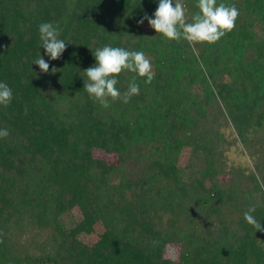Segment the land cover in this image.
I'll list each match as a JSON object with an SVG mask.
<instances>
[{"label": "trees", "instance_id": "16d2710c", "mask_svg": "<svg viewBox=\"0 0 264 264\" xmlns=\"http://www.w3.org/2000/svg\"><path fill=\"white\" fill-rule=\"evenodd\" d=\"M176 2L191 22L197 0ZM158 3L0 0V82L13 91L0 105V264H264V232L244 219L255 205L264 225V0H217L237 7L235 27L195 50L138 24ZM43 22L67 45L58 60L41 47ZM105 45L144 52L155 73L146 84L122 71L116 87L135 77L139 94L108 108L83 77ZM222 117L251 165L224 172Z\"/></svg>", "mask_w": 264, "mask_h": 264}, {"label": "clouds", "instance_id": "9594fccd", "mask_svg": "<svg viewBox=\"0 0 264 264\" xmlns=\"http://www.w3.org/2000/svg\"><path fill=\"white\" fill-rule=\"evenodd\" d=\"M196 7L199 11L193 15L191 22H187L185 9L181 3L176 0L175 3L173 0H159L153 16L146 14L138 24L142 25L147 20L156 33L162 34L169 40H186L194 50L196 43L214 44L235 27L239 15L235 5L218 4L217 0H197ZM38 31L41 47L46 50L49 58L60 59L67 45L65 40L60 38L58 27L50 22H43L38 25ZM93 54L95 64L83 70L84 89L94 102L104 108L110 106V100L128 103L132 96L139 94L140 86L135 77L123 93L116 87L117 77L122 71L136 73L139 77L145 78L146 84H150L154 79L152 64L142 51H129L122 47L105 45L95 49ZM33 63L38 65L43 73H49L50 65L42 55L35 58ZM56 71L57 68H51L52 73ZM12 99V89L7 83L0 82V105L7 107ZM9 135L8 129H0V138H7ZM255 211L256 206H250L244 213V219L256 231L264 232V225L252 215Z\"/></svg>", "mask_w": 264, "mask_h": 264}, {"label": "rangeland", "instance_id": "374dc122", "mask_svg": "<svg viewBox=\"0 0 264 264\" xmlns=\"http://www.w3.org/2000/svg\"><path fill=\"white\" fill-rule=\"evenodd\" d=\"M222 126L220 128V132L223 135V138L219 141V158L220 163L223 166L224 172L229 171L235 168H245L248 165H251V159L245 152L243 145L240 143L238 138L236 137V133L234 128L230 124V122H225V118L222 117L221 119ZM213 127L217 128L214 122L210 123ZM218 139L217 136H215ZM114 158V157H113ZM189 158H191L190 148L187 147L185 153L182 155L180 160V165L184 168V171H189L190 168L188 167ZM226 179L225 177H223ZM235 214V211L231 212V216ZM82 219V213L78 207L72 209V213L66 214L64 216L65 224L70 227L74 224H77ZM81 238L89 243H92L94 240L93 237L88 236L87 234H82ZM180 252L179 245H173L168 250V256L172 259H177Z\"/></svg>", "mask_w": 264, "mask_h": 264}]
</instances>
